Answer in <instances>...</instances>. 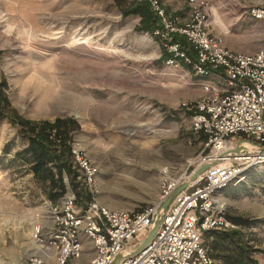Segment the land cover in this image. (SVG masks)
<instances>
[{"label":"rangeland","instance_id":"374dc122","mask_svg":"<svg viewBox=\"0 0 264 264\" xmlns=\"http://www.w3.org/2000/svg\"><path fill=\"white\" fill-rule=\"evenodd\" d=\"M157 1L170 21H190L189 0H179L176 12L168 8L178 0ZM204 2L211 15L210 0ZM131 3L0 0V98L4 92L30 120L75 118L81 125L75 141L98 168L96 198L117 210L149 206L165 170L189 174L190 162L205 155L188 111L205 95L201 77L185 58L176 66L166 57L172 42H181L191 60L194 49L179 34L158 39L136 30L140 15L122 11ZM256 5L264 0H246L247 8ZM210 26L234 51L264 47L263 24L250 22L244 32L225 27L226 33ZM28 144L18 126L0 116V264H28L48 200L22 158ZM236 181L219 192L226 230H240L251 257L264 264V157ZM70 264L88 262L82 257Z\"/></svg>","mask_w":264,"mask_h":264},{"label":"built area","instance_id":"2783aa9c","mask_svg":"<svg viewBox=\"0 0 264 264\" xmlns=\"http://www.w3.org/2000/svg\"><path fill=\"white\" fill-rule=\"evenodd\" d=\"M189 2L191 19L185 24L170 21L157 0L151 1V8L164 28L154 34H179L195 52L192 61L181 43L172 42L169 47L176 59L168 60L176 66L179 58L191 63L205 93L197 106L188 109L193 113V131L207 136L205 155L190 162L193 173L245 141L264 147V47L239 52L222 45L210 26L209 6L204 0ZM247 10L248 16L264 27V5ZM72 154L77 180L89 198L79 199L69 190L57 203L45 201L42 220L33 232L36 251L28 264H70L90 249L94 251L91 264H113L121 253L124 258L120 264H218L210 256L204 236L207 231L226 230L230 225L219 192L233 181H243L248 168L263 158L257 154L222 157L174 198L156 234L134 254L164 202L191 173L174 175L165 170L152 204L139 210H117L98 202L94 189L98 168L77 141L72 144Z\"/></svg>","mask_w":264,"mask_h":264},{"label":"trees","instance_id":"16d2710c","mask_svg":"<svg viewBox=\"0 0 264 264\" xmlns=\"http://www.w3.org/2000/svg\"><path fill=\"white\" fill-rule=\"evenodd\" d=\"M122 11L126 16L140 15L141 20L136 27L138 31L155 35L154 32L161 27L160 19L152 10L149 0H132V3ZM156 37L160 39V35ZM182 39L185 40L184 37ZM185 42L187 43L186 40ZM169 56L173 57V54L166 55L167 58ZM1 95L0 116L8 117L12 124L18 126L19 133L29 140L22 158L29 164V170L46 198L57 203L69 190L74 191L79 199L89 198V193L77 180L73 164L72 144L75 141V134L81 130L80 123L73 117L30 120L12 107L4 92ZM192 132L203 142L206 141L207 136L203 131ZM204 238L210 256L217 262L222 259L225 264H257L251 257V251L242 243L240 230H210L205 233Z\"/></svg>","mask_w":264,"mask_h":264},{"label":"crops","instance_id":"0c3cea01","mask_svg":"<svg viewBox=\"0 0 264 264\" xmlns=\"http://www.w3.org/2000/svg\"><path fill=\"white\" fill-rule=\"evenodd\" d=\"M211 2V15L210 23L216 31L225 32L223 28H232L237 27L240 32L246 31V24L249 25L250 22H255L251 19L246 10V0H210ZM168 9L172 11L180 10V5L182 2H171ZM190 12V11H189ZM248 12V11H247ZM228 31V29H227ZM94 251L89 250L84 256V262L91 264V257L93 256Z\"/></svg>","mask_w":264,"mask_h":264},{"label":"water","instance_id":"95a60500","mask_svg":"<svg viewBox=\"0 0 264 264\" xmlns=\"http://www.w3.org/2000/svg\"><path fill=\"white\" fill-rule=\"evenodd\" d=\"M237 154H257L260 155L261 157L264 155V147L263 146H253L251 141H245L241 144H238L237 146H235L232 149H229L227 151H225L224 153L220 154L217 159L213 160V161H209L206 162L204 164H202L201 166H199V168H197L195 171H193V173H191L189 179L187 182H185L184 184H182L181 186H179L170 196L169 198L164 202V204L162 205L161 209L159 210L154 224L152 225V227L150 228L147 236L145 237V239L143 240L141 246L134 252V254L140 252L143 248L146 247V245L148 244V242L153 238V236L156 234V232L158 231L160 225H161V221L164 215V212L166 211V209L169 207V205L172 203V201L174 200V198L182 191L184 190L186 187H188V185L190 183H192L197 177H199L200 175H202L208 168H210L211 166L217 164L220 159L222 157H226V156H234ZM124 258V254H118L114 261L113 264H120L121 260Z\"/></svg>","mask_w":264,"mask_h":264},{"label":"bare ground","instance_id":"6f19581e","mask_svg":"<svg viewBox=\"0 0 264 264\" xmlns=\"http://www.w3.org/2000/svg\"><path fill=\"white\" fill-rule=\"evenodd\" d=\"M262 157H264V155Z\"/></svg>","mask_w":264,"mask_h":264}]
</instances>
